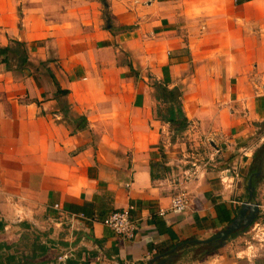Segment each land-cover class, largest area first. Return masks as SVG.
Here are the masks:
<instances>
[{
  "label": "crops",
  "instance_id": "0c3cea01",
  "mask_svg": "<svg viewBox=\"0 0 264 264\" xmlns=\"http://www.w3.org/2000/svg\"><path fill=\"white\" fill-rule=\"evenodd\" d=\"M108 2V26L102 0L78 16L67 11L85 27L77 34L68 16L51 14L59 0H0V48L27 42L29 63L51 59L70 90L58 96L54 80L0 55V214L7 236L28 221L53 238L56 264H143L214 235L248 199L264 144V0ZM154 78L183 90L191 121L183 135L157 118ZM254 185L264 224V174ZM181 189L190 207L172 210ZM125 208L137 222L133 239L102 222ZM81 212L96 220L72 218ZM233 242L204 264H264V243Z\"/></svg>",
  "mask_w": 264,
  "mask_h": 264
},
{
  "label": "trees",
  "instance_id": "16d2710c",
  "mask_svg": "<svg viewBox=\"0 0 264 264\" xmlns=\"http://www.w3.org/2000/svg\"><path fill=\"white\" fill-rule=\"evenodd\" d=\"M237 3H243L248 0H236ZM105 9H108L109 2L102 0ZM106 11V10H105ZM106 14V12H105ZM14 45H7L0 48V55H6L9 52L12 53L17 60L20 61L19 67H24L29 63L28 61V47L27 42L13 40ZM1 61H8L6 58H1ZM52 61L48 59L41 63H49ZM50 76L54 80L57 90L56 94L61 97H65L69 94L70 90L63 88L57 81L52 69L47 66ZM155 89V97L157 105L155 108V114L157 118L165 123H168L171 127V131L174 137L183 135L191 125L190 119L187 117L186 111L183 105V90L180 87L170 88L167 83L161 79L154 78L150 84ZM80 117L87 125V118L85 116ZM264 155V144L255 152L254 160L250 168L249 175L258 170L259 165ZM259 177L253 178V185L258 181ZM233 220L230 219L231 222ZM7 223L0 214V231L4 230ZM22 227L21 237L17 242L9 243L7 241H0V264H56V262L50 259L48 256L52 247L56 245V241L47 235V233L41 231L35 225L28 221H22L19 223ZM234 233L232 236L236 235ZM189 241L185 240L184 242ZM183 243V242H182ZM181 243V244H182ZM199 244H192L189 248H184L186 253L191 251L195 252ZM210 253V250L203 249L200 251L198 258ZM66 264H74L72 261L67 260Z\"/></svg>",
  "mask_w": 264,
  "mask_h": 264
},
{
  "label": "rangeland",
  "instance_id": "374dc122",
  "mask_svg": "<svg viewBox=\"0 0 264 264\" xmlns=\"http://www.w3.org/2000/svg\"><path fill=\"white\" fill-rule=\"evenodd\" d=\"M59 1H60L59 5L56 7V9L53 10V12L51 14L58 15V17H57L58 19H62L63 16L64 17L68 16L69 27L67 29L70 30V33H73V31L77 32V34L83 33L85 31L84 25L78 26V23L75 21V20H77L75 18V15L70 14V13L67 15V11L73 12L74 8H75V10H78L77 11V16H78V15L85 12V11H83L84 9L87 10V4L90 0H59ZM103 12H104L103 13V20H102L103 26L111 25L112 22L115 21L113 19L111 11L109 9L103 8ZM105 12H106V14H105ZM60 22H62V20H60ZM42 43H44L45 45L47 43H49V44H47V45H49L48 48L50 50H53L54 45L52 43V38H48L47 40L43 41ZM52 55L54 56V54H52ZM12 60L14 62H17V60H14V59H12ZM41 62L42 61H40L39 63L38 62L29 63L30 66L28 65V67H30V69H33L34 72L39 75V79H41L44 84L51 85V82L53 79L50 76L49 70L47 68L49 63L43 64ZM54 66L58 67V65L55 63H54ZM16 71L18 72L19 76H26V74H24L26 72H24L22 70H16ZM62 100H63V103L65 104V102H66V101H64L65 99H62ZM162 138L165 141L167 139H170L169 135H167V134H164ZM181 140L182 139L180 137V140H178V142H180ZM259 219H260V215L257 217L255 222H253L250 226L238 231V233L241 234V238L238 236L239 234H236V235L230 237L228 241H230V240L234 241L233 242L234 246H238V247L243 246V247H247V248L250 246H253V244H255V243H258V244L264 243V234H263L264 229H261V230L259 229L260 227L264 228V224ZM46 229L49 230V227H47ZM6 232H7L6 229L0 231V241H7L9 243H13V242L18 241V239L21 237L23 230L19 231V233L17 235L14 233L13 234L14 236H7ZM194 247L195 248L197 247V250L195 252L191 251L181 260L179 259L180 260L179 262H181L182 264H204V263H208L212 258L218 257V255H221L220 253H223V254L228 253V251L225 252L224 246L217 248V249H214V244H199V246H194ZM203 249L210 250V253L203 256L202 259L198 258L200 251ZM252 254H253V251L250 253V255H252ZM229 255L232 257L233 253L231 252V253H229Z\"/></svg>",
  "mask_w": 264,
  "mask_h": 264
},
{
  "label": "water",
  "instance_id": "95a60500",
  "mask_svg": "<svg viewBox=\"0 0 264 264\" xmlns=\"http://www.w3.org/2000/svg\"><path fill=\"white\" fill-rule=\"evenodd\" d=\"M264 174V161H261L259 168L249 176L248 191L249 197L242 202L241 208L234 219L223 229L219 230L214 235L203 238L193 239L183 242L180 246H175L165 253L156 255L154 258L143 264H171L174 260L179 259L184 251V248L192 244H214V249L220 248L226 244L232 235L248 226H250L260 215L259 203L254 200L255 185H253L254 177H261ZM178 249H181L179 252Z\"/></svg>",
  "mask_w": 264,
  "mask_h": 264
},
{
  "label": "built area",
  "instance_id": "2783aa9c",
  "mask_svg": "<svg viewBox=\"0 0 264 264\" xmlns=\"http://www.w3.org/2000/svg\"><path fill=\"white\" fill-rule=\"evenodd\" d=\"M191 198L187 190L181 189L178 191L171 199L170 209L175 211H185L190 207ZM58 207V204L56 205ZM165 208L160 209V214L164 215L166 213ZM72 218L95 221L96 218L88 217L85 213H72ZM102 222L114 230L118 235L133 239L137 233V222L131 214L130 208L117 209L111 211L107 216H105ZM264 229L263 227L259 228ZM264 234V232H263ZM67 254H63L59 257V260H64Z\"/></svg>",
  "mask_w": 264,
  "mask_h": 264
}]
</instances>
